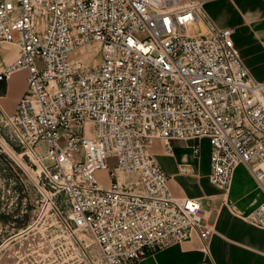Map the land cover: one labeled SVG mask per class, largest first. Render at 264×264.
Returning <instances> with one entry per match:
<instances>
[{
  "label": "built area",
  "instance_id": "obj_1",
  "mask_svg": "<svg viewBox=\"0 0 264 264\" xmlns=\"http://www.w3.org/2000/svg\"><path fill=\"white\" fill-rule=\"evenodd\" d=\"M204 2L0 0V43L19 48L0 80L27 72L3 124L39 171L35 186L64 193L70 220L106 264H134L194 236L211 254L210 211L172 194L150 148L156 137L168 151L193 140L195 154L206 139L212 184L228 186L244 164L264 191V81ZM201 18L207 28L191 32ZM90 40L99 62L80 73L70 54ZM249 218L264 228V200Z\"/></svg>",
  "mask_w": 264,
  "mask_h": 264
},
{
  "label": "crops",
  "instance_id": "obj_2",
  "mask_svg": "<svg viewBox=\"0 0 264 264\" xmlns=\"http://www.w3.org/2000/svg\"><path fill=\"white\" fill-rule=\"evenodd\" d=\"M205 2L206 10L217 25L233 26L234 31L237 30L238 36L234 37L233 33V37L243 60L252 75L264 81V0ZM254 32L258 34L257 41L254 40ZM8 52L5 51L1 63L12 58ZM26 76L27 72L20 70L8 79L0 80L2 117L15 111L27 88ZM160 144L159 141L153 142L150 148L169 177L172 194L176 197H199L203 208L210 211L216 233L212 238L210 255L201 250V239L194 236L149 254L134 264H203L205 261L208 264H264V228L245 218L264 200V191L257 186L249 171L238 165L228 191L222 193L209 181L210 145L206 139L201 142V150H208L206 160L200 153L194 155L193 140L172 141L170 151ZM104 174V171L99 172V175ZM204 199L210 201L208 205H204ZM223 200L229 205H222Z\"/></svg>",
  "mask_w": 264,
  "mask_h": 264
},
{
  "label": "rangeland",
  "instance_id": "obj_3",
  "mask_svg": "<svg viewBox=\"0 0 264 264\" xmlns=\"http://www.w3.org/2000/svg\"><path fill=\"white\" fill-rule=\"evenodd\" d=\"M203 10L215 23L206 10V2ZM232 28L234 30L233 26ZM190 31L198 32L199 26L190 27ZM236 31L234 37L238 36ZM253 35L254 40H259L257 33L254 32ZM99 48L100 43L96 40L81 44L72 54L71 66L80 73L95 66L99 62ZM5 49L9 50L8 54L12 58L1 63ZM18 54L17 45L0 43V69L13 61ZM78 59L81 61L76 63ZM3 118L0 115V138L3 139H0V264H106L99 246L89 231L76 227L70 220L69 203L64 193L53 194L49 186L44 185L42 181L41 188L35 186L33 176L38 178L39 171H36L35 165L31 166L26 154L22 156L23 149L10 138L9 128L4 126ZM156 141L165 147L163 139L156 137L154 143ZM11 151L18 158L14 157ZM151 151L156 157L154 151ZM199 155L206 160L209 155L207 148H203ZM112 162L111 159L110 163ZM23 165L27 168H24L25 171L22 169ZM240 165L251 174L246 165ZM251 176L253 177L252 174ZM253 179L261 188L256 179L254 177ZM230 184L217 188L226 193ZM208 202H210L208 199H204V205H208ZM223 202L222 205H229L226 200ZM253 211L245 217L248 222ZM215 233L216 229L213 236Z\"/></svg>",
  "mask_w": 264,
  "mask_h": 264
},
{
  "label": "bare ground",
  "instance_id": "obj_4",
  "mask_svg": "<svg viewBox=\"0 0 264 264\" xmlns=\"http://www.w3.org/2000/svg\"><path fill=\"white\" fill-rule=\"evenodd\" d=\"M198 26H199V28L201 29V30H205L206 28H207V25H206V23H205V21L201 18L200 19V21L198 22ZM92 42V41H91ZM73 53H75L74 51L70 54V64L72 63V61H71V57H72V54ZM95 54V53H94ZM88 55H90V54H88ZM96 55H97V53H96ZM81 61V59H78L77 61H76V63L78 62H80ZM0 139H2V138H0ZM3 140V139H2ZM5 144H6V146L7 147H9L8 146V144L5 142ZM10 148V147H9ZM11 150V149H10ZM12 152V151H11ZM13 154H14V152H12ZM11 153V154H12ZM15 155V154H14ZM13 155V156H14ZM14 157H17L16 155L14 156ZM18 158V157H17ZM28 171V170H27ZM48 195V194H47Z\"/></svg>",
  "mask_w": 264,
  "mask_h": 264
}]
</instances>
